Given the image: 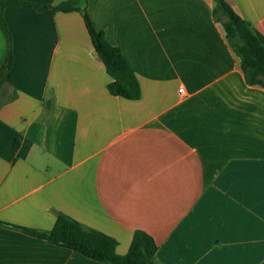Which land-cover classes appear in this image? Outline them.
Returning a JSON list of instances; mask_svg holds the SVG:
<instances>
[{
	"label": "crops",
	"instance_id": "crops-1",
	"mask_svg": "<svg viewBox=\"0 0 264 264\" xmlns=\"http://www.w3.org/2000/svg\"><path fill=\"white\" fill-rule=\"evenodd\" d=\"M226 1L264 44V0ZM214 6L88 0L137 100L109 92L81 12L5 9L0 264H109L14 227L50 231L56 211L114 237L120 255L143 230L161 264H264V89L246 83Z\"/></svg>",
	"mask_w": 264,
	"mask_h": 264
},
{
	"label": "trees",
	"instance_id": "trees-1",
	"mask_svg": "<svg viewBox=\"0 0 264 264\" xmlns=\"http://www.w3.org/2000/svg\"><path fill=\"white\" fill-rule=\"evenodd\" d=\"M14 5H24L38 11L51 9L53 12H81L93 46L112 78L108 84L109 92L132 100L141 97L139 80L121 50L112 45L107 31H100L95 27L88 12V0H66L55 6L24 0H0V30L7 41L6 57L0 61V91L8 82L7 73L14 61L13 36L5 18V9ZM213 17L215 21L222 24L228 44L241 59L246 83L249 86H259L264 89V44L251 23L242 18L226 0H215ZM44 102L45 107L51 111L53 99L47 98ZM0 224L3 223L0 222ZM14 227L54 245L109 264H161L156 258L158 246L154 238L143 230L134 232L128 252L120 255L116 251L118 241L114 237L90 228L59 211H56V221L50 231Z\"/></svg>",
	"mask_w": 264,
	"mask_h": 264
},
{
	"label": "built area",
	"instance_id": "built-area-1",
	"mask_svg": "<svg viewBox=\"0 0 264 264\" xmlns=\"http://www.w3.org/2000/svg\"><path fill=\"white\" fill-rule=\"evenodd\" d=\"M179 92H180L181 94L185 95V90H184L183 87H181V88L179 89Z\"/></svg>",
	"mask_w": 264,
	"mask_h": 264
}]
</instances>
